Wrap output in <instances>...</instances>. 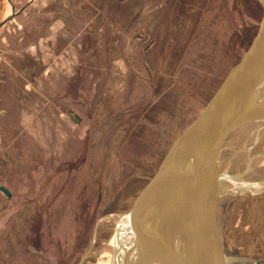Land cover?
Returning a JSON list of instances; mask_svg holds the SVG:
<instances>
[{"label": "rangeland", "instance_id": "374dc122", "mask_svg": "<svg viewBox=\"0 0 264 264\" xmlns=\"http://www.w3.org/2000/svg\"><path fill=\"white\" fill-rule=\"evenodd\" d=\"M36 10L0 35V186L11 192H0V264H103L132 197L252 38L262 8L56 0ZM31 42L37 50L26 53ZM254 126L233 142L244 148L240 166L255 164L250 178L264 166V128ZM193 185L190 197L209 202L201 180ZM255 224L247 256L264 264V208Z\"/></svg>", "mask_w": 264, "mask_h": 264}, {"label": "water", "instance_id": "95a60500", "mask_svg": "<svg viewBox=\"0 0 264 264\" xmlns=\"http://www.w3.org/2000/svg\"><path fill=\"white\" fill-rule=\"evenodd\" d=\"M258 2L262 15L254 35L217 72L201 109L169 145L156 170L134 194L120 218V224L129 229V241L135 245V264H152L144 244L147 220L154 236L157 234L154 241L158 258L162 256L169 264H254L247 252L255 221L264 208V171L258 178L246 180L242 173L233 174L231 170L236 130L264 119L260 116L264 113V0ZM207 167L208 171L219 169V175L227 179L226 197L233 188L235 193L230 195L224 218L208 224L205 231L209 233L201 235L192 211L191 173L198 172L199 181ZM0 191L11 197L3 185ZM213 195L209 192V200ZM181 207L185 221L177 218ZM155 213L160 214L161 222L153 220ZM182 228L187 236L184 243L190 245L181 247L180 259H169L170 251L162 246L166 241L169 246L170 242L174 244ZM135 243L140 244L141 251Z\"/></svg>", "mask_w": 264, "mask_h": 264}, {"label": "bare ground", "instance_id": "6f19581e", "mask_svg": "<svg viewBox=\"0 0 264 264\" xmlns=\"http://www.w3.org/2000/svg\"><path fill=\"white\" fill-rule=\"evenodd\" d=\"M260 116L261 117L264 116V113H262V115H260ZM255 123H256L255 126L253 125L255 128V131L259 132L262 128H264V119H259ZM253 126L245 127V129L243 127L239 128V129H242L239 132V134L242 132H246L249 135V133H252L251 128H253ZM236 131H238V130H236ZM234 150H235V148H234ZM243 151H244V148H241V149L238 148V150L235 151V155H234L235 157L233 158V159H235V162L232 164L233 169L231 170V172L232 173L234 172L235 174H237V172L238 173L240 172L239 174H241V173L243 174L242 178H245L246 180H248V179H251L250 176L252 177L253 175H255L253 172L254 168H255V164L253 165L252 158H249V160L246 162V164L240 166L241 162H239V160L241 158V153ZM262 163H264V160L262 161ZM213 165L214 164L211 163L210 169L213 168ZM262 167H263L262 171H264V166H262ZM207 169H209V167L204 169V176L200 179L202 182V190H208V192H210L211 194L214 193V195H213L214 198L211 196V200H209V202H207V200H206V202L204 201V203L202 201V199H204V198L199 197V199H200L199 201L192 198V202L194 200L195 205H193V206L191 205L193 207L192 211L195 213V216L197 219L196 220L197 225L201 229L200 230L202 233L201 235H204L205 233H209V231H207V230L205 231V227H208V224H210L211 222L214 223L217 219L219 221V220H222L224 218L225 213L227 212L228 202L230 201V198H231L230 195L233 196V194L235 193V192H233V189H234L233 188L230 192L229 197L227 196L228 197L227 198L226 192L229 193L227 186H225L227 179L225 177H223L224 175L223 176L219 175V172H218L219 169H216V171L215 170L208 171ZM205 171H207V172H205ZM194 172L195 171H193V173H191V177L193 179L192 183L195 185V182L196 183L199 182V181H197L196 176L197 177H199V176H198V172L197 173H194ZM256 174H257V177H255V178H258L261 174V171H259V173H256ZM194 189H198V188L197 187L195 188V186H194ZM208 206H209V210H208ZM211 212L213 213V215ZM159 215L160 214H158V213L152 214L153 220L156 222H158V221L161 222L159 220V217H158ZM189 217H190V215H189ZM177 218H179L180 220L183 219L184 221L187 218L186 214L184 213V209L182 207L179 208V210H178ZM119 221H120V219H119ZM119 221H118L119 224L117 223L115 226V234H114V236H112V238L110 239V242L108 243V245L110 247L113 246L112 251L109 254H107L108 258H107V260H105V263H103V264H135V260L137 261V259L135 258V255H137V252L135 251V255L133 254V252H134L133 247L135 248V245L134 244L132 245L133 242L129 241V235H130L129 229H126V227H124L125 224H120ZM145 224L147 225L146 231L148 230V232H145V233H148V235L146 238L147 240L144 241L145 242L144 244H145V246L148 247V250H146V251L149 252V255H148L149 259H152L151 260L152 264H169V261H167L166 259H163L162 256L160 258H158L159 255L156 253L158 247L157 246L155 247V241H154V238L156 237L157 234H155V236H154L149 220H147V223H145ZM210 225H212V224H210ZM129 226H130V224H129ZM191 226H193V225H191ZM255 226H256V224H255ZM183 229L184 228L181 229L182 233H180L179 236L177 237V239H175V243H174L175 245L170 242V246H171V248H170L168 242L166 241L164 243V245L162 246L163 249H167L168 251H170V254L172 256L170 255L169 259H171V258H173V260H177V258L180 259V256L183 255V252L180 250V249H182L181 247H183V248L185 247V249H186L188 247V245H190L189 243H184L185 240L187 241V236H185L186 232ZM152 234H153V238H151ZM131 239H133V238H131ZM168 241H169V239H168ZM136 243H138V242H136ZM136 245L138 246V248H140V251H141L140 244H136ZM147 247H145V249ZM179 251H181V252H179ZM132 254H133V256H132ZM137 264H139V263H137ZM144 264H146V263H144Z\"/></svg>", "mask_w": 264, "mask_h": 264}, {"label": "crops", "instance_id": "0c3cea01", "mask_svg": "<svg viewBox=\"0 0 264 264\" xmlns=\"http://www.w3.org/2000/svg\"><path fill=\"white\" fill-rule=\"evenodd\" d=\"M55 2L56 0H0V35L2 32L5 31L6 27H9V24L16 25L18 30L23 29L22 21L26 17L27 13L29 14L30 11L36 7L37 8L36 14H37L38 12L43 11L45 8L49 7L50 5H53V3ZM36 14L33 15L37 16ZM38 15L40 16V14ZM35 16H32L29 19L33 20ZM54 21H58V18L56 17L55 20H53L52 18L49 27L53 25ZM44 36H40L38 39H42ZM23 38L24 35L20 36L18 42H21ZM3 39H5V37L1 36L2 41ZM37 47L38 46L36 42H31L26 46L25 52L32 53L33 50L34 51L37 50ZM7 198L9 199L10 197Z\"/></svg>", "mask_w": 264, "mask_h": 264}]
</instances>
